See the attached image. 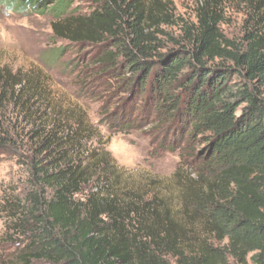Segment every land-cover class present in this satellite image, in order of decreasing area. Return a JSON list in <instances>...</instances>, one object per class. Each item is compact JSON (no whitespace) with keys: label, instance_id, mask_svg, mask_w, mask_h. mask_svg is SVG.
Wrapping results in <instances>:
<instances>
[{"label":"trees","instance_id":"16d2710c","mask_svg":"<svg viewBox=\"0 0 264 264\" xmlns=\"http://www.w3.org/2000/svg\"><path fill=\"white\" fill-rule=\"evenodd\" d=\"M200 1L195 21L175 22L170 0H0L48 15L54 39L92 48L89 67L119 100L120 125L137 114L174 130L200 163L132 189L104 146H88L98 137L82 113L36 117L35 100L49 102L42 84H10L0 70V96L11 89L43 124L23 198L1 197L24 239L12 264H248L251 254L264 264V13L237 43L220 30L221 0Z\"/></svg>","mask_w":264,"mask_h":264},{"label":"rangeland","instance_id":"374dc122","mask_svg":"<svg viewBox=\"0 0 264 264\" xmlns=\"http://www.w3.org/2000/svg\"><path fill=\"white\" fill-rule=\"evenodd\" d=\"M170 2L173 21L177 17L195 21L200 0ZM221 2L220 30L227 39L240 43L245 31L264 13V0ZM77 3L86 6L85 0ZM51 24L48 15L9 12L0 4V70L5 69L10 75V84L16 76L38 80L49 96L48 104L35 100L30 106L33 115L46 116L47 122H52L53 110L82 113L98 137L88 146H104L122 171L123 179L128 180L132 189L137 187L144 193L151 190L153 181L165 185L176 171L189 174L200 166L191 158L194 148L187 151L185 140L180 141L174 130L156 132L141 122L137 114L120 125L116 108L119 100L106 92L104 82L94 77L95 70L89 67L92 48L74 47L54 39ZM165 30L179 33L176 28ZM3 92L0 96V202L3 195L15 201L23 198L28 179L24 163L31 161L39 142L31 140L32 133L43 125L24 114L20 108L22 101L15 104L11 89ZM23 241L22 236L10 231L7 214L0 207V264H12L13 255ZM252 258L253 254L248 256V264H252ZM229 264L239 263L230 259Z\"/></svg>","mask_w":264,"mask_h":264}]
</instances>
